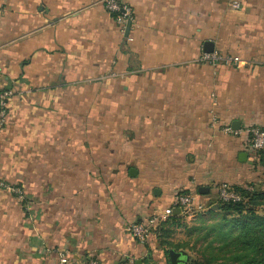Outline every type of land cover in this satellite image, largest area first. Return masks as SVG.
Returning <instances> with one entry per match:
<instances>
[{
    "label": "crops",
    "instance_id": "crops-1",
    "mask_svg": "<svg viewBox=\"0 0 264 264\" xmlns=\"http://www.w3.org/2000/svg\"><path fill=\"white\" fill-rule=\"evenodd\" d=\"M120 1L128 32L103 0H0V184L23 192L0 187V264H168L127 227L180 193L264 192L243 134L264 130V67L200 62L206 42L264 62V0Z\"/></svg>",
    "mask_w": 264,
    "mask_h": 264
},
{
    "label": "trees",
    "instance_id": "trees-1",
    "mask_svg": "<svg viewBox=\"0 0 264 264\" xmlns=\"http://www.w3.org/2000/svg\"><path fill=\"white\" fill-rule=\"evenodd\" d=\"M233 191L240 195L239 202L216 200L198 213L193 223L186 224L183 216L171 215L161 224L158 239L166 249L164 254L167 250L184 252L185 264H264V192L247 188ZM214 205L217 210H211ZM178 230L183 233V242L169 241ZM191 241L195 257L185 252ZM200 252L202 257L198 258Z\"/></svg>",
    "mask_w": 264,
    "mask_h": 264
},
{
    "label": "built area",
    "instance_id": "built-area-1",
    "mask_svg": "<svg viewBox=\"0 0 264 264\" xmlns=\"http://www.w3.org/2000/svg\"><path fill=\"white\" fill-rule=\"evenodd\" d=\"M239 5L237 3L232 4V8L237 9ZM104 10L111 15L116 23L122 28H126L127 23L132 20L131 9L121 3L120 0H103ZM129 41V39H128ZM200 62L209 65H229L233 67H241L245 65H254L264 67V62H250L243 63L239 59L229 56H222L217 53L202 54ZM12 90L0 91V130L5 124L8 101L13 96ZM211 123L215 125L216 117L213 112L210 113ZM223 132L228 135L241 134L240 132H234L230 128H224ZM243 134L246 136L247 145L249 151L252 153L256 161H260L264 156V130L258 127H250L246 129ZM0 187L8 189L15 195L18 200L23 199V192L16 187H9L0 184ZM252 191L251 189H247ZM217 198L222 203L239 202L241 197L235 193L227 184H220L217 187ZM173 209L180 210V216H183L186 220H192L195 216L203 212L205 209L202 206L197 205L196 196L190 193L177 194L172 203L169 211L163 215H156L146 219L143 222L132 223L127 227L128 234L135 239L138 243L144 244L149 235H154L156 238L160 236L158 229L161 224L167 221L172 215ZM67 254L65 252H56V263L55 264H70L67 260ZM89 264H97L95 261H90ZM120 264H134L132 260L127 259Z\"/></svg>",
    "mask_w": 264,
    "mask_h": 264
},
{
    "label": "water",
    "instance_id": "water-1",
    "mask_svg": "<svg viewBox=\"0 0 264 264\" xmlns=\"http://www.w3.org/2000/svg\"><path fill=\"white\" fill-rule=\"evenodd\" d=\"M129 28H130V23H127L125 31L128 32ZM212 51H213L212 43L206 42L204 44V52L206 54H209V53H212ZM234 126L236 127V130H238L237 125H234ZM243 156H245V155H243ZM261 161H262V164L264 165V156H262ZM198 193L200 195H202V194H207L208 191L206 189L200 188L198 190ZM217 209H218L217 205H214L211 207V210H217ZM172 215L173 216H180V210L179 209H173ZM166 257H167L168 264H185L186 259H187V256L184 252H176L174 250H167L166 251Z\"/></svg>",
    "mask_w": 264,
    "mask_h": 264
},
{
    "label": "rangeland",
    "instance_id": "rangeland-1",
    "mask_svg": "<svg viewBox=\"0 0 264 264\" xmlns=\"http://www.w3.org/2000/svg\"><path fill=\"white\" fill-rule=\"evenodd\" d=\"M200 213H203V212H200ZM207 219L209 218L208 216L206 217ZM195 219V218H194ZM194 219H192V220H185V223L186 224H190V223H193V221H194ZM183 240H184V236H183V233H182V231L181 232H179L178 234L176 233V235L175 236H173V240H172V242L173 243H178V242H183ZM192 241L190 242V244H189V246L190 247H188V249L185 251L186 253H188V255L189 256H194L195 257V255H196V251H191L190 250V248L192 247ZM199 246V245H198ZM198 246H197V248H195V250H197L198 249ZM197 256V255H196ZM202 257V254H201V252L200 253H198V258H201Z\"/></svg>",
    "mask_w": 264,
    "mask_h": 264
}]
</instances>
